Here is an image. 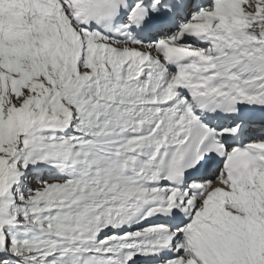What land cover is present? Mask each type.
<instances>
[{"label": "snow or ice", "instance_id": "snow-or-ice-1", "mask_svg": "<svg viewBox=\"0 0 264 264\" xmlns=\"http://www.w3.org/2000/svg\"><path fill=\"white\" fill-rule=\"evenodd\" d=\"M0 264H264V0H0Z\"/></svg>", "mask_w": 264, "mask_h": 264}]
</instances>
